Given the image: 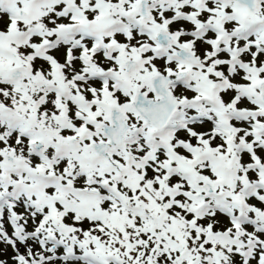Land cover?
Listing matches in <instances>:
<instances>
[{
    "label": "snow or ice",
    "instance_id": "1",
    "mask_svg": "<svg viewBox=\"0 0 264 264\" xmlns=\"http://www.w3.org/2000/svg\"><path fill=\"white\" fill-rule=\"evenodd\" d=\"M0 264H264V0H0Z\"/></svg>",
    "mask_w": 264,
    "mask_h": 264
}]
</instances>
